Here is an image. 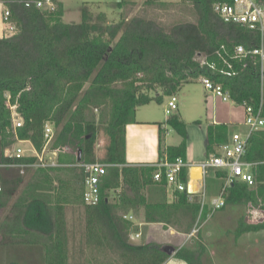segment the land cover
I'll return each mask as SVG.
<instances>
[{"label": "trees", "instance_id": "16d2710c", "mask_svg": "<svg viewBox=\"0 0 264 264\" xmlns=\"http://www.w3.org/2000/svg\"><path fill=\"white\" fill-rule=\"evenodd\" d=\"M2 1L10 9V20L18 29L11 36L0 37V162L10 161L3 151L14 141L8 102L16 105L24 120V125L16 131L18 138L30 140L37 150L44 144V123L52 121L56 134L49 148L66 147L77 151L76 158L59 154V162L98 161L113 165L110 170L119 169L124 187L111 200V181H103L99 202L93 207L106 229V237L120 250L149 251L169 257L161 251L162 244L130 243L129 234L137 228L124 215L131 209L143 208L145 222L167 226L183 224L180 231L189 234L197 217L205 219L207 205L201 210L196 195L186 191H173L175 199L168 201L165 181L153 179L154 164L127 163L125 126L135 122L138 106L152 100L161 102L162 94L172 95L185 82L201 76L220 84L235 104L249 105L254 110L262 107L264 116V76L261 79L259 59L251 54H235L238 46L246 51L259 48L260 32L224 22L213 11L214 3L231 0H183L191 4L195 20L177 22L169 27L143 16L122 19L115 24H106L101 15L88 21L85 11L80 22H65L63 3L59 0H53V10L26 7L18 0ZM145 4L161 6L165 1L146 0ZM196 55H204L208 64L201 65ZM209 64H214L215 68ZM151 91L155 92L152 96ZM102 106H108L110 111L106 125L109 141L104 155L98 159L95 152L97 126L88 111ZM167 123L181 136V142L163 150L161 133L159 159L166 153L169 161L177 158L185 161V123L176 115L169 117ZM205 136L207 158L217 156L221 145L229 139L228 126L223 123L209 125ZM244 159L256 164L251 170L256 183L253 187L245 183L231 184L225 189L224 203L257 206L261 202L264 209V129L253 133ZM9 170L0 169V207L8 203L21 182V176ZM79 173L82 181L80 170ZM182 173L184 180V170ZM212 174L213 180L223 182V172ZM13 208L15 213L5 227L7 238L39 246L49 257L50 264H69L65 258L66 238L59 207L32 198L16 202ZM181 218L184 219L182 224ZM262 229L264 221L248 223L242 220L235 235ZM86 243L94 242L88 238ZM175 248L172 256L187 264H212L204 258L207 252L201 242L193 247ZM119 258V264H137L124 256Z\"/></svg>", "mask_w": 264, "mask_h": 264}, {"label": "rangeland", "instance_id": "374dc122", "mask_svg": "<svg viewBox=\"0 0 264 264\" xmlns=\"http://www.w3.org/2000/svg\"><path fill=\"white\" fill-rule=\"evenodd\" d=\"M62 1L65 4L63 16L65 22H80L83 11H85L88 21H94L97 16L101 15L104 17L106 24H115L122 19L129 20L133 16L154 19L165 27H169L177 22L195 20L191 4L183 0H161L165 1V4L161 6L156 4L146 5V0H126L122 1V4L118 3L121 0ZM0 12L3 17V11L0 10ZM3 27H6L2 32L3 37L5 34H11L6 24ZM17 29L18 27L16 26L15 32H17ZM195 58L198 61H203L204 59L202 55H196ZM87 85L88 83L85 84V87ZM154 93V91H151L150 95L152 96ZM174 95L177 97L178 107L171 115L167 116L164 112L170 95L162 94L161 102L152 100L148 104L138 106L136 118H140L141 116L144 118L153 117L159 121H163L165 116H178L186 126V161L189 165L200 164L205 160V135L212 119L218 121V123H226L231 134L235 132L245 134L247 132V127L243 124L245 116L244 109L230 99L223 100L221 97L212 96L204 88L200 78L185 82ZM88 115L97 126L95 152L97 158L100 159L104 155L105 146L109 141L106 134V125L110 118V111L108 106H102L91 108L88 111ZM167 128L169 134L166 137V144H177L181 137L170 125H167ZM27 146L26 143L23 145V147ZM74 152L62 154L68 155L69 158H76L77 152ZM73 165L74 162L60 161V166L56 168L28 169L24 174H21L15 169L9 170L10 173L21 176V182L8 203L0 207V264H50L49 257L43 254V251L38 248L39 246L22 243L21 239L16 240L14 237L7 238L6 235L5 227H7V222H9V218L15 213L13 205L18 201H27L32 198H38L50 203L53 207H59L57 209L60 210L59 217L62 220V232L66 238L64 240L65 258L69 264H119L121 262L119 258L122 256L121 254L108 247L105 241L100 240V238L91 237L87 232L85 212L88 206L84 205L81 198L79 169ZM67 178H69L71 185L70 189H68L70 193L68 198L62 195L63 192L61 193V189L55 184V180L64 183L65 179L68 180ZM212 178L213 174L210 171L206 178V203L210 201L209 193H217L223 184L221 180H213ZM107 179L111 181L112 185V190L109 191L110 199L112 200L122 187H124L119 169L109 170ZM116 185L118 186L115 187ZM196 197L200 202L201 196L196 195ZM167 199L168 201L175 199L172 192H167ZM262 206L263 204L261 202L257 206L249 203L225 205L224 208L213 211L210 205L207 204V215L205 219L201 220L197 217L193 229L189 234L180 231L183 228V218H181L182 226H172L175 230L184 234L178 238H174L168 234L169 226L161 223H159L160 226H156V232L153 237L147 236L148 229L145 228L147 226L140 228L134 225L137 228L136 230H140L142 233L140 238L134 243L154 242L162 245L170 244L174 247H179L178 245L183 243L186 247H193L196 242H200L201 240L205 244V247L206 245L209 247L211 244L210 229L215 225L220 226L224 230L229 229L231 234L234 235L237 225L242 220L248 223L264 221V209ZM57 209L54 211H58ZM140 209L143 212V208ZM119 213H122V211ZM129 213L135 214L138 220L143 217V215L139 217L132 209ZM135 220L132 219L131 221L134 223ZM88 238L99 246L97 247L94 243H86ZM26 240L28 241L27 238ZM39 242H42L41 239ZM206 252L207 254L204 255V258L209 259L207 247ZM256 252L254 251L249 256L247 262V260L244 261L242 257L237 256L232 251L229 264H264V246L260 247L259 252Z\"/></svg>", "mask_w": 264, "mask_h": 264}, {"label": "built area", "instance_id": "2783aa9c", "mask_svg": "<svg viewBox=\"0 0 264 264\" xmlns=\"http://www.w3.org/2000/svg\"><path fill=\"white\" fill-rule=\"evenodd\" d=\"M17 2L23 3L26 7L35 6L39 9L53 10L55 3L53 0H18ZM3 6V21L7 25V29L15 32L16 24L10 20V9L5 5V2L0 0ZM213 11L227 23H235L246 27L250 30L259 31L261 34V45L251 51H246L244 47L238 46L235 54L237 56H246L251 54L258 57L260 64L261 79L264 76V2L259 0H231L230 2L219 1L213 4ZM201 56V55H200ZM200 64H208L205 56ZM229 66V65H228ZM212 69L215 68L214 64H209ZM221 72H224L221 70ZM230 74V72H224ZM204 85V88L209 91L212 96L221 97L223 100L229 99L227 92H224L220 84H215L209 77H199ZM10 110V117L14 133V141L4 148L3 154L9 158L10 161L0 162L1 168L15 169L21 174H24L28 169H50L60 166L58 160L59 154L74 152L70 148H63L61 150L50 149L56 129L52 121L44 123V144L40 150H37L30 140L19 139L17 136V129L24 125V120L21 114L17 111L16 105L7 103ZM177 97L172 94L165 106V115L169 116L177 109ZM244 121L243 124L247 127L245 134L232 133L228 141L221 145L220 154L217 156L206 158L199 164L201 171L200 183L197 189L192 193H188L187 189L190 186V173L189 164L181 158L175 161H169L166 157L155 163V171L153 179L155 181H165L167 191H186L189 195L201 196V210L204 205H210L212 210L222 208L224 203L225 189L233 183H245L249 187H253L256 183L254 175L250 171V167L255 166V163L247 162L244 159V154L248 145V141L254 132L264 128V116L262 107L254 110L251 106H244ZM27 147H23L24 144ZM77 152V151H75ZM74 152V153H75ZM74 167L82 172V201L86 206H96L100 199V185L104 181L109 167L111 164L95 162H75ZM184 170L185 179L183 180L182 172ZM218 171L223 172V184L219 193L211 197L209 203H206V177L209 172ZM2 186L0 184V191ZM201 212V211H200ZM264 212V211H263ZM124 218L132 220V215H124ZM139 235L136 234L135 237Z\"/></svg>", "mask_w": 264, "mask_h": 264}, {"label": "crops", "instance_id": "0c3cea01", "mask_svg": "<svg viewBox=\"0 0 264 264\" xmlns=\"http://www.w3.org/2000/svg\"><path fill=\"white\" fill-rule=\"evenodd\" d=\"M59 1L63 3V16H64L65 4L62 0H59ZM121 1H126V0H121ZM121 1H118V2H121ZM0 10L3 11V6L1 4H0ZM2 19L3 17L0 14V37H3L2 32L6 28V27H3L5 23L3 22ZM6 32L8 31L6 30ZM9 32L11 34H5L4 36L8 37L16 33V32H11L10 30ZM241 107L243 108V106ZM136 112L137 111H135V122L128 123L125 126V158H126V161L129 164H138V165L155 164L163 160L166 157V153H164L163 158L159 159V136L161 133H162V144H161L162 149L165 150L167 146H170L169 144H166V137L169 134L168 128H167V125H168L167 120L169 119V117L165 116V119L163 121H159L153 117L144 118L143 116H141L140 118H136ZM215 124H220V123H218V121L214 119H212V121L209 123V125H215ZM223 124H226V123L223 122ZM263 129L264 128L260 130H263ZM160 130H162V132H160ZM228 130H229V127H228ZM230 135L231 133L229 132V137ZM180 142H181V139L177 144H174V145H178ZM205 144H206V139L204 143V156L206 159L207 155L205 152ZM185 162L187 163L186 158H185ZM193 167L199 168V164L189 165V169ZM252 167H250V171L252 170ZM110 168L111 167L108 168L107 174ZM50 169H53V168H50ZM107 174L104 178V181L106 180ZM189 175L194 177L196 176V173L191 171ZM67 179L68 180L65 179L64 183L58 182L55 180V184L57 185L59 189H61V193L63 192L62 195L68 198L70 194L68 189H70L71 185L69 182V178ZM193 179L196 181V177H194ZM117 186L118 185H116L115 187ZM82 188H83V185L81 181V198H82ZM110 190H112V187ZM218 193L219 191L217 193L210 192L209 193L210 199L211 197L217 195ZM93 207L94 206H88L85 212L87 232L89 233L91 237L100 238V240L105 241L108 247L117 251L122 256L132 260L133 262L137 264H187L185 261L174 258L173 256L166 257V256L158 255V254H155L149 251H139L138 252V251H133V250L124 251V250L118 249L117 247L114 246V244L110 241V239L106 237V229L100 223L99 217ZM134 211L139 215V217L143 215V212L141 211L140 208L135 209ZM126 215H132L133 219H136L135 222L133 223L134 225L140 228L142 226H147L145 228L148 229V234H147L148 237H153L154 233L156 232L155 231L156 226H160L159 223L145 222L144 215L143 217L140 218V220L136 218L135 214L128 213ZM168 232H169L168 234H170L174 238L176 237L178 238L179 236L184 235L183 233L175 230L172 226L168 227ZM220 233L221 235H219ZM136 234H138L139 236L135 237ZM141 235L142 233L140 230L131 232L129 234L130 243L138 245V243H134V242L138 240ZM210 235H211L210 236L211 244L209 247L206 245V247L208 250L209 259L211 260L212 264H229L232 251H234V253L237 254V256L242 257L244 261L247 260L248 262L249 256H251L254 253V251L259 252L260 247L264 246V229L257 231V232H249V233L241 234L240 236H236L235 234L234 235L231 234V231L229 229L224 230L220 226L215 225L212 229H210ZM200 242L203 243L201 240ZM178 246L181 247V246H184V244L182 243Z\"/></svg>", "mask_w": 264, "mask_h": 264}, {"label": "bare ground", "instance_id": "6f19581e", "mask_svg": "<svg viewBox=\"0 0 264 264\" xmlns=\"http://www.w3.org/2000/svg\"><path fill=\"white\" fill-rule=\"evenodd\" d=\"M191 171H193L194 173H196V181L193 179L194 177L190 176V189L191 191L196 190L197 189V185L200 183V179H201V171L200 168L198 167H193L191 169H189V172L191 173Z\"/></svg>", "mask_w": 264, "mask_h": 264}, {"label": "water", "instance_id": "95a60500", "mask_svg": "<svg viewBox=\"0 0 264 264\" xmlns=\"http://www.w3.org/2000/svg\"><path fill=\"white\" fill-rule=\"evenodd\" d=\"M79 157H80V151L78 152V160H79ZM187 191H188V193H192L190 186H188ZM161 251L164 252L165 254L169 255V256H172L175 253L176 248L173 245L164 244L161 246Z\"/></svg>", "mask_w": 264, "mask_h": 264}]
</instances>
